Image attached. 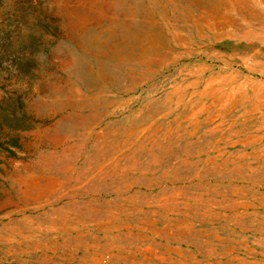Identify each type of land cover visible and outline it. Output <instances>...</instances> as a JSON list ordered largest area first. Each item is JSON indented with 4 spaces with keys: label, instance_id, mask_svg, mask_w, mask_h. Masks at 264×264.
Masks as SVG:
<instances>
[{
    "label": "rangeland",
    "instance_id": "rangeland-1",
    "mask_svg": "<svg viewBox=\"0 0 264 264\" xmlns=\"http://www.w3.org/2000/svg\"><path fill=\"white\" fill-rule=\"evenodd\" d=\"M223 1L0 0V264H264V0Z\"/></svg>",
    "mask_w": 264,
    "mask_h": 264
},
{
    "label": "bare ground",
    "instance_id": "bare-ground-1",
    "mask_svg": "<svg viewBox=\"0 0 264 264\" xmlns=\"http://www.w3.org/2000/svg\"><path fill=\"white\" fill-rule=\"evenodd\" d=\"M228 2V1H227ZM235 3L237 5H239V7L237 9H241L243 12L246 13L247 16H249L252 20V18H262L261 14H263L260 10L256 9L257 7V3L258 0H235ZM259 4V3H258ZM224 5V1L223 0H218L217 2L215 0H213L212 2V6L215 7V9H220L221 7ZM207 9V8H206ZM214 9V8H211ZM212 11V10H210ZM218 11V10H215ZM224 11V10H223ZM226 11V10H225ZM260 13V14H259ZM223 14V13H222ZM99 15V14H98ZM214 15V14H213ZM246 16V17H247ZM185 17V16H184ZM224 17V15H223ZM264 17V16H263ZM205 18V17H204ZM210 18V17H209ZM242 18V17H241ZM223 19V18H222ZM211 20V19H210ZM218 20V19H216ZM214 20V21H216ZM224 20V19H223ZM233 20V19H232ZM226 21V20H225ZM235 21V20H234ZM237 21V20H236ZM203 22V21H202ZM228 22V21H227ZM243 22V21H241ZM245 22V21H244ZM259 22V21H258ZM262 23V22H261ZM222 24V23H221ZM240 24V23H239ZM213 25V24H212ZM256 25V24H255ZM258 25V24H257ZM260 25V23H259ZM207 26H211V25H207ZM215 27V26H214ZM228 27V26H227ZM226 27V28H227ZM264 28V24H261L260 28ZM224 28V27H223ZM236 28V27H235ZM251 28V27H250ZM253 28V27H252ZM203 29V28H202ZM213 29V26H212ZM229 29V28H228ZM234 29V28H233ZM255 30V29H254ZM138 31V30H137ZM196 31V30H195ZM213 31H215V28L213 29ZM207 32V31H206ZM230 32V31H229ZM252 32V31H251ZM130 33V32H129ZM217 33V32H216ZM228 33V31H226V34ZM209 34V32H208ZM221 34V33H220ZM241 34V33H240ZM196 35V34H195ZM239 35V34H238ZM245 36V35H244ZM237 37V36H236ZM195 38V37H194ZM196 39V38H195ZM262 41V40H261ZM213 43V42H212ZM210 85V84H209ZM210 87V86H209ZM220 89V88H219ZM208 90V89H207ZM211 91V90H210ZM218 91V90H217ZM256 96V95H255ZM257 97V96H256ZM264 107V106H263ZM35 184V183H34Z\"/></svg>",
    "mask_w": 264,
    "mask_h": 264
},
{
    "label": "trees",
    "instance_id": "trees-1",
    "mask_svg": "<svg viewBox=\"0 0 264 264\" xmlns=\"http://www.w3.org/2000/svg\"><path fill=\"white\" fill-rule=\"evenodd\" d=\"M15 120H17V119H15ZM15 122H17V121H15Z\"/></svg>",
    "mask_w": 264,
    "mask_h": 264
}]
</instances>
